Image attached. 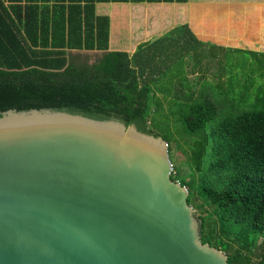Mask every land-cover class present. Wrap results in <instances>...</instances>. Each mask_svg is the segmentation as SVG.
Wrapping results in <instances>:
<instances>
[{
  "label": "water",
  "instance_id": "obj_1",
  "mask_svg": "<svg viewBox=\"0 0 264 264\" xmlns=\"http://www.w3.org/2000/svg\"><path fill=\"white\" fill-rule=\"evenodd\" d=\"M169 143L51 108L0 116V264H229L202 239Z\"/></svg>",
  "mask_w": 264,
  "mask_h": 264
},
{
  "label": "trees",
  "instance_id": "obj_2",
  "mask_svg": "<svg viewBox=\"0 0 264 264\" xmlns=\"http://www.w3.org/2000/svg\"><path fill=\"white\" fill-rule=\"evenodd\" d=\"M10 1L15 4L7 5L0 0V116L10 109L51 108L98 120L115 119L163 136L171 151V134L164 132L170 126L169 116L162 113L163 103L156 91L168 99L173 90L168 82L180 75V86L169 103L178 106L179 121L191 130L210 128L211 146L205 160L202 153L195 151V170L189 178L173 173L172 178L188 188L189 204L201 210L203 241L225 251L229 264H250L249 252L264 238V108L233 114L245 99L243 95L239 101L228 98L236 85H231L228 91L222 84L218 90L205 85L207 89L198 98L193 92L181 95L187 74L195 73L194 69L185 68L188 48L178 44L191 37L198 41L190 24L174 27L133 53L114 49L90 63L88 55L46 47L50 27L48 24L44 27L42 40L39 39L37 4L31 5V14L26 16L25 33L20 15L23 6L16 3L22 0ZM215 5L210 4L207 12H220L239 20L244 15L250 19L264 15V3H254L248 13L227 9L224 4L217 8ZM78 7L70 13L73 28L78 26L74 21L81 14ZM53 20V40L59 44L65 31L64 9L56 12ZM40 40L45 47H38ZM237 51L255 57L264 70V53ZM191 57L198 58V53ZM232 242L239 244L234 252ZM259 264H264V254Z\"/></svg>",
  "mask_w": 264,
  "mask_h": 264
},
{
  "label": "crops",
  "instance_id": "obj_3",
  "mask_svg": "<svg viewBox=\"0 0 264 264\" xmlns=\"http://www.w3.org/2000/svg\"><path fill=\"white\" fill-rule=\"evenodd\" d=\"M5 1L7 5L15 4L10 0ZM16 3L23 6L20 15L24 19L22 28L25 33L26 16L30 13L31 5L37 4L38 36H42L47 24L50 27V42L46 47L66 49L73 53H104L114 49L133 53L139 46L152 42L174 27L189 23L199 42L192 37L190 40L178 42L180 46L188 48L185 54L186 70L195 71L187 74L186 82L192 85L189 93L184 90L181 92L184 96L193 92L194 97L198 98L207 89L205 85L212 86L215 82L217 86H238L233 80L235 62L229 60L228 54H236L235 52H239L237 49L264 53V15L259 14L252 19L244 15L246 17L239 20L220 12L208 13V6L213 3L206 0H189L187 3L149 0H22ZM75 6L81 8V14L74 21L78 22V26L73 23V28L70 13ZM63 9L66 15L63 41L55 44L53 15ZM106 21L109 23L108 28ZM42 37L39 39L42 40ZM41 40L38 47H45ZM196 52L198 58L191 57ZM258 57L263 58V55L259 54ZM262 71L264 75V70ZM179 77L181 76H174L172 81L168 82V86L173 87L168 99H165L160 91H156L157 96L169 102L180 86ZM260 101L261 99L256 97V102Z\"/></svg>",
  "mask_w": 264,
  "mask_h": 264
},
{
  "label": "rangeland",
  "instance_id": "obj_4",
  "mask_svg": "<svg viewBox=\"0 0 264 264\" xmlns=\"http://www.w3.org/2000/svg\"><path fill=\"white\" fill-rule=\"evenodd\" d=\"M215 5V8L220 7V2H223V6L227 9H240L246 13L254 7V3H264V0H206ZM224 8V7H223ZM81 53L83 55L89 56V62L93 63L99 58L103 52H75ZM236 54H228L229 60L235 62L234 82L239 85L229 93V99L233 101H239L240 96H245L244 101L236 107L233 114L242 111H250L253 109H263L264 108V75L263 71L259 68V62L255 57L245 52H235ZM214 83L213 87L218 90V86ZM249 84V85H248ZM192 85V84H191ZM191 85L186 83V88L183 89L187 93L190 91ZM231 85H226L227 88H231ZM161 97V96H160ZM256 97L260 98V102H256ZM162 100V99H161ZM163 107L161 109L162 113L169 116V127L165 128V133L171 134V151L170 159L173 166V174L185 175L188 178L194 169L193 165V155L195 151L203 154V158L208 156L207 149L211 146L210 128L205 127L199 130H191L187 127V124L183 121H179L181 114L178 112V106L175 107L174 104H170L168 101H163ZM171 109H174L177 113H172ZM226 112H228L226 110ZM180 115V116H179ZM164 133V134H165ZM163 134V135H164ZM194 214L198 220H200L199 215L201 210L194 209ZM227 239V238H226ZM229 240V239H228ZM239 247V244L232 242L231 252H234ZM264 254V238H260L259 242L252 248L249 252L251 262L250 264H259L262 255Z\"/></svg>",
  "mask_w": 264,
  "mask_h": 264
},
{
  "label": "built area",
  "instance_id": "obj_5",
  "mask_svg": "<svg viewBox=\"0 0 264 264\" xmlns=\"http://www.w3.org/2000/svg\"><path fill=\"white\" fill-rule=\"evenodd\" d=\"M174 170V169H173Z\"/></svg>",
  "mask_w": 264,
  "mask_h": 264
}]
</instances>
